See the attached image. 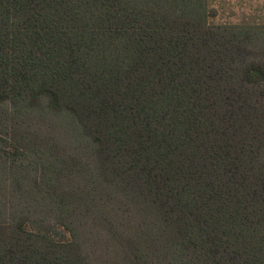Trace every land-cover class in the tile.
<instances>
[{"label":"trees","instance_id":"16d2710c","mask_svg":"<svg viewBox=\"0 0 264 264\" xmlns=\"http://www.w3.org/2000/svg\"><path fill=\"white\" fill-rule=\"evenodd\" d=\"M209 3L0 0V264H264V45Z\"/></svg>","mask_w":264,"mask_h":264},{"label":"rangeland","instance_id":"374dc122","mask_svg":"<svg viewBox=\"0 0 264 264\" xmlns=\"http://www.w3.org/2000/svg\"><path fill=\"white\" fill-rule=\"evenodd\" d=\"M209 5L212 15L209 21L214 26L246 30L255 27L256 30L257 25V39L248 46L254 48L260 46L259 44L264 45V0H210Z\"/></svg>","mask_w":264,"mask_h":264}]
</instances>
